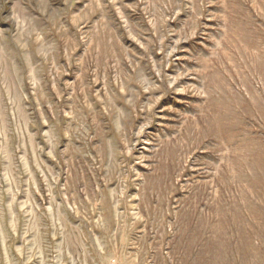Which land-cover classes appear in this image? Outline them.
Wrapping results in <instances>:
<instances>
[{
    "label": "rangeland",
    "instance_id": "374dc122",
    "mask_svg": "<svg viewBox=\"0 0 264 264\" xmlns=\"http://www.w3.org/2000/svg\"><path fill=\"white\" fill-rule=\"evenodd\" d=\"M0 264H264V0H0Z\"/></svg>",
    "mask_w": 264,
    "mask_h": 264
}]
</instances>
